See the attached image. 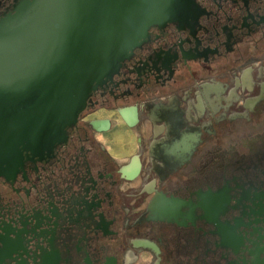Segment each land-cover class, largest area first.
Instances as JSON below:
<instances>
[{
    "label": "flooded vegetation",
    "instance_id": "1",
    "mask_svg": "<svg viewBox=\"0 0 264 264\" xmlns=\"http://www.w3.org/2000/svg\"><path fill=\"white\" fill-rule=\"evenodd\" d=\"M32 3L0 0V24ZM175 16L53 143L1 165L0 264H264V0H188ZM124 107L138 111L132 128ZM119 118L135 139L124 157L90 125Z\"/></svg>",
    "mask_w": 264,
    "mask_h": 264
},
{
    "label": "water",
    "instance_id": "2",
    "mask_svg": "<svg viewBox=\"0 0 264 264\" xmlns=\"http://www.w3.org/2000/svg\"><path fill=\"white\" fill-rule=\"evenodd\" d=\"M186 2L34 0L1 23L0 175L1 165L12 163L20 146L24 150L26 144L36 152L75 123L92 87L117 71V63L146 39L151 25L163 26L177 19L176 9ZM153 64L164 71L172 69L171 61L159 55ZM117 112L128 127L137 125L135 107ZM90 125L97 132H107L111 121L97 119ZM135 161L127 171L139 170L138 158ZM83 203L88 213L94 210V196ZM184 204L179 201L178 205ZM160 215L168 221H176L178 216L193 219L192 210L185 215L165 209Z\"/></svg>",
    "mask_w": 264,
    "mask_h": 264
},
{
    "label": "crops",
    "instance_id": "3",
    "mask_svg": "<svg viewBox=\"0 0 264 264\" xmlns=\"http://www.w3.org/2000/svg\"><path fill=\"white\" fill-rule=\"evenodd\" d=\"M101 118H108V115L103 114L101 116ZM117 128H118L117 126L112 127V129H110V131L105 136L106 141H109L110 147L114 150H117L119 148L121 149L120 145H122V144H115L114 143L116 136H118L121 133H124L126 135L130 133L129 130L125 128V126H123V128H120L121 130H119V128L118 129ZM122 157H124V154H122Z\"/></svg>",
    "mask_w": 264,
    "mask_h": 264
},
{
    "label": "rangeland",
    "instance_id": "4",
    "mask_svg": "<svg viewBox=\"0 0 264 264\" xmlns=\"http://www.w3.org/2000/svg\"><path fill=\"white\" fill-rule=\"evenodd\" d=\"M123 126H124V124H123V122H122V120L119 118V121H118V123H117V127L119 128V130H121L120 128H123ZM117 128V129H118ZM120 135V137H123V139H124V142L122 143V145H120L121 146V149L119 148V149H117L116 151H118V152H120V157H122V154H124V156H128L130 153H131V151L133 150L132 148H131V146H132V143H130L129 142V139H128V134H127V136H126V134H124V133H121V134H119ZM118 135V136H119ZM135 140V139H134ZM109 146H110V143L108 144ZM124 149H126V150H124Z\"/></svg>",
    "mask_w": 264,
    "mask_h": 264
},
{
    "label": "bare ground",
    "instance_id": "5",
    "mask_svg": "<svg viewBox=\"0 0 264 264\" xmlns=\"http://www.w3.org/2000/svg\"><path fill=\"white\" fill-rule=\"evenodd\" d=\"M113 114V113H112ZM111 114V115H112ZM112 118L114 117L113 115L111 116ZM127 136V135H126ZM128 139H129V142L130 143H134V136H132L131 135V133H129L128 134ZM124 142V139H123V137H120V135L119 136H116V139L114 140V143L115 144H122ZM109 152H110V154H112L113 156H118V152L116 151V150H114V149H112V148H109Z\"/></svg>",
    "mask_w": 264,
    "mask_h": 264
}]
</instances>
